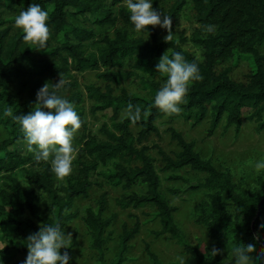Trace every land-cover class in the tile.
<instances>
[{
    "label": "trees",
    "instance_id": "trees-1",
    "mask_svg": "<svg viewBox=\"0 0 264 264\" xmlns=\"http://www.w3.org/2000/svg\"><path fill=\"white\" fill-rule=\"evenodd\" d=\"M21 3L26 8L38 3L49 13L51 35L46 48L31 54L30 51L18 49L21 43L30 44L23 39L24 34L17 35L7 47L8 33H0V128L7 134V139L0 143V260L3 264H24L27 237L37 232L40 226L59 224L65 231L66 224L79 217L77 212H71L75 201L87 198L90 190L97 186L91 179L92 175L98 167H106L115 161L121 163L115 164L113 170L99 174L107 185L120 187L126 192L116 201L120 210L153 209L159 224V231L154 236H165L183 249L188 256L186 264L219 262L218 256L206 257L192 246L179 229L174 219L177 208L171 206L163 196L154 159L144 143L152 135H158L156 123L165 116L169 120H192L195 123L209 117V131L212 133L223 120L227 128L234 127L238 131L243 113L247 111L246 120L255 124L256 132L264 130V54L259 52L264 42V0H191L200 30L193 35V42L202 51L201 60L183 51L172 40L174 22L187 0H173L172 6L164 14L172 19L169 41L159 43L156 31L151 26L148 41L133 39L126 31L115 29L112 37L103 38V47L96 56L86 54L87 46L95 44L96 27H114L120 20L133 30L128 10L124 8L126 0H108V4L103 0H0V9L13 12ZM78 18L84 22L82 27L70 24L69 19L77 21ZM208 25L215 26L213 32L205 31ZM175 52H180L188 62L196 63L202 79L191 85L181 113L168 115L153 103L156 91L166 79L156 72V64L162 55L168 53L171 57ZM241 56H247L253 62V70L244 82L234 80L229 67L219 68ZM126 61L132 63L134 72H104L97 75L107 83L103 90L93 85L86 87L87 97L97 106L95 111L112 112V131L102 129L105 136L103 142L85 134L81 94L76 92V85H70V90L75 92L69 101L82 121L81 146L73 162L75 176L61 184L51 171L50 162L38 161L36 153L28 149L26 153L17 149V144H26L24 134L18 123L3 113L8 107L19 115L31 111L36 102V93L41 88L38 81L46 76L68 81L71 80V71L97 72L100 67H121ZM136 71L144 77L137 76ZM136 77L147 92V97L129 95L124 90L118 96L113 94L111 85H120ZM14 82L18 84L11 93L10 85ZM64 90L58 88L56 91L62 95ZM24 92L26 96L22 98ZM129 104L141 110L140 118L135 122L129 118ZM123 112L127 116L119 120ZM169 134L179 152L169 157L155 147L163 162V172L173 174L188 169L205 176L203 182L189 186L190 190H202L207 194V199L199 205L195 224L201 226L211 242L224 252L232 253L238 243H247L254 236L260 237L258 247L264 245V183L260 182L246 195H241L231 177L216 170L209 160L201 158L192 143L186 142L173 129H169ZM132 163L135 165L130 167ZM17 173L31 188L19 180ZM170 179L177 180L178 177ZM136 186H144V193L130 192ZM98 187L103 188L101 185ZM224 200L234 210L233 213L227 212ZM106 210L107 192H103L97 209H86L81 219L89 232L98 263L124 264L131 242L140 233L141 223L135 220L132 227H123L115 258L107 263L105 244L112 220L103 218ZM76 246L73 239L69 249H61L62 253L67 251L71 257L70 264ZM145 250L153 264H161L149 253L148 247ZM19 258L21 261H18Z\"/></svg>",
    "mask_w": 264,
    "mask_h": 264
},
{
    "label": "rangeland",
    "instance_id": "rangeland-1",
    "mask_svg": "<svg viewBox=\"0 0 264 264\" xmlns=\"http://www.w3.org/2000/svg\"><path fill=\"white\" fill-rule=\"evenodd\" d=\"M108 4V0H103ZM173 0H153V8L165 14L172 6ZM24 3H21L13 12H8L0 9V33H8L7 47L19 34H24L15 25V17L21 10H27ZM124 8L127 9L126 3ZM73 26L82 27L83 21L78 18L77 21L69 19ZM87 27V26H84ZM90 27V26H89ZM115 29L124 30L133 39H142L148 41L147 35L136 33L131 28L125 26L118 20L114 27L105 26L94 29L95 44L88 45L86 48L87 55H97L98 50L103 47L102 40L104 37H112ZM158 42H167L170 38L167 37L165 29L159 26L154 27ZM199 26L195 20V13L192 8L191 0H187L186 6L178 14L174 22L173 41L183 50L191 54L195 59L201 60V49L193 42V35L198 33ZM62 37H59L61 40ZM53 46V42L50 43ZM18 49L30 51L31 54H37L32 44L21 43ZM259 52L264 54V42L259 47ZM168 55V53H166ZM229 67L231 69V77L238 81L244 82L245 77L253 70V62L247 56L236 57L232 62L220 65L219 68ZM134 72L132 63L126 61L121 67H113L105 69L100 67L99 71L93 72L86 70L84 72L71 71V80L63 81L59 88H64L62 96L70 99L73 90H70V85H76V92L81 94L82 99V119L86 124L85 134L95 138L99 142L105 141L103 130L112 131V112L95 111L96 104L87 97L86 87L93 85L103 90L107 83L102 82L97 78V75L104 72ZM137 76L144 75L136 71ZM160 76L164 77L159 73ZM60 79L46 76L38 81L39 86L43 87L45 83L55 85ZM62 81V80H61ZM18 82L10 85L11 93L15 91ZM113 94L118 96L121 90H124L129 95L138 97H147V92L143 90L139 79L133 78L120 85H111ZM26 96V92L22 94V98ZM94 109V111H93ZM127 116L126 112L121 113L119 120ZM247 111L243 113V121L240 129L237 131L234 127H226V122L223 120L214 132H210V119L207 117L201 123L194 121H185L183 119L169 120L167 116L159 119L156 123L158 135H152L144 145L149 148V154L154 159V167L161 181V192L168 200L171 206L177 208L174 219L179 229L182 231L188 242L199 249L206 257L213 255L219 257V262L215 264H232V253L224 252L215 243L211 242L205 230L195 224L194 220L198 213L199 205L207 199L206 192L190 190L189 186H195L197 183L203 182L205 176L196 174L188 169H183L176 173L163 172V162L157 153L155 147L161 149L167 156L174 157L179 152L175 142L172 141L169 129L180 133L184 140L194 145L195 151L201 158L209 160L213 167L227 173L237 190L241 195H246L248 192L258 186L260 182L264 183V169L257 170L255 164L258 160L264 159V130L260 133L256 132V126L246 120ZM103 129V130H102ZM136 134V130L133 131ZM82 131L79 129L74 138V147L77 152L80 149ZM7 139L5 130L0 128V143ZM17 149L23 153L27 152L28 146L25 143L16 145ZM74 159V160H75ZM74 162V161H73ZM120 161L109 163L106 167H98L95 174L92 175L94 186L87 198L78 199L75 201L71 212H77L79 217L65 226V234H71L72 240L75 239L77 246L72 251V264H99L96 252L91 247L89 232L82 222L86 209H97L98 200L103 192H107V210L103 215L105 220H112V223L107 229V243L105 244V260L111 263L118 251V239L122 234L123 227L130 228L135 220L141 223V230L138 236L131 242L130 250L126 255L127 261L124 264H153L149 254L145 248L148 247L149 253L154 255L161 264H179L178 257L183 256L185 262L188 261V256L174 242L165 236L155 237L154 233L159 231V224L156 219L154 210L151 208H143L139 210L129 209L126 211L120 210L116 201L126 194L120 187H110L101 178L100 172L113 170L115 164H120ZM132 163L130 167H133ZM76 175V167L73 163V172L69 177ZM178 177L177 180H172L170 177ZM19 180L28 188H31L23 179L20 173H17ZM67 177V178H69ZM56 178L59 183L64 184L67 179ZM2 182L0 181V186ZM98 185L103 188L100 189ZM144 186H136L130 192L143 194ZM38 192V191H37ZM129 192V193H130ZM228 213H233V209L223 201ZM1 247V244H0ZM213 248L218 249L217 255L212 252ZM21 261V258L18 259ZM208 264H213L208 261Z\"/></svg>",
    "mask_w": 264,
    "mask_h": 264
},
{
    "label": "clouds",
    "instance_id": "clouds-1",
    "mask_svg": "<svg viewBox=\"0 0 264 264\" xmlns=\"http://www.w3.org/2000/svg\"><path fill=\"white\" fill-rule=\"evenodd\" d=\"M126 6L136 33L146 34L148 39L149 27L159 26L168 31L166 38H170L172 19L154 9L153 0H126ZM48 20L49 13L40 4L32 3L15 17V25L24 33L23 39L40 51L47 47L50 39ZM214 29V25H208L205 31L211 33ZM156 72L166 79L156 91L154 106L165 114L179 115L191 85L202 79L198 65L188 62L180 52H175L171 57L167 54L161 56ZM62 84L61 80L55 85L45 83L37 91L35 105L26 115L15 114L12 107L3 113L20 126L28 151L35 152L38 161L50 162L51 171L61 180L73 172L77 151L74 138L82 126L73 103L56 91ZM127 110L133 122L140 118L139 107L129 104ZM255 168L264 169V159L258 160ZM258 239L259 236H254L247 243H238L232 252V264H264V245L258 247ZM71 242V234H65L59 224H44L27 237L24 264H70L71 257L67 251L62 253L61 249H69ZM218 252L213 248L211 253L217 255ZM177 259L179 264H186L183 256ZM0 264H3L2 260Z\"/></svg>",
    "mask_w": 264,
    "mask_h": 264
},
{
    "label": "water",
    "instance_id": "water-1",
    "mask_svg": "<svg viewBox=\"0 0 264 264\" xmlns=\"http://www.w3.org/2000/svg\"><path fill=\"white\" fill-rule=\"evenodd\" d=\"M262 203H264V200L262 201Z\"/></svg>",
    "mask_w": 264,
    "mask_h": 264
}]
</instances>
